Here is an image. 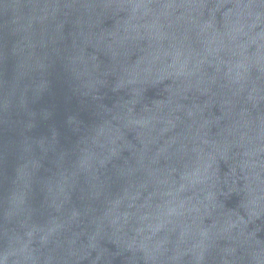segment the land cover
<instances>
[{"label": "water", "instance_id": "obj_1", "mask_svg": "<svg viewBox=\"0 0 264 264\" xmlns=\"http://www.w3.org/2000/svg\"><path fill=\"white\" fill-rule=\"evenodd\" d=\"M0 264H264V0H0Z\"/></svg>", "mask_w": 264, "mask_h": 264}]
</instances>
